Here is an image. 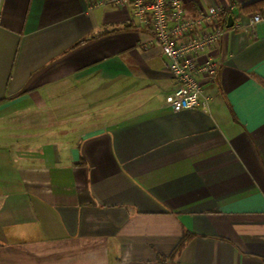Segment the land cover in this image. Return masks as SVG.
I'll return each instance as SVG.
<instances>
[{
  "label": "crops",
  "instance_id": "0c3cea01",
  "mask_svg": "<svg viewBox=\"0 0 264 264\" xmlns=\"http://www.w3.org/2000/svg\"><path fill=\"white\" fill-rule=\"evenodd\" d=\"M95 1L0 0V264H264L260 0H183L235 9L177 112L152 31Z\"/></svg>",
  "mask_w": 264,
  "mask_h": 264
},
{
  "label": "built area",
  "instance_id": "2783aa9c",
  "mask_svg": "<svg viewBox=\"0 0 264 264\" xmlns=\"http://www.w3.org/2000/svg\"><path fill=\"white\" fill-rule=\"evenodd\" d=\"M94 5L128 8L140 27L152 31L176 82L164 104L168 109L177 112L205 106L202 78L212 80L218 63L212 59L198 62L196 56L221 39L223 17L235 9L234 4L211 6L195 16L187 15L183 0H96ZM262 21L264 14L252 16V23Z\"/></svg>",
  "mask_w": 264,
  "mask_h": 264
},
{
  "label": "trees",
  "instance_id": "16d2710c",
  "mask_svg": "<svg viewBox=\"0 0 264 264\" xmlns=\"http://www.w3.org/2000/svg\"><path fill=\"white\" fill-rule=\"evenodd\" d=\"M245 12H247L248 14H255V13H262L264 14V0H260L257 1L249 6H246L243 8ZM134 28V29H144L141 28L138 25H132L129 26V28ZM3 100H1L0 102H2ZM192 234H186L182 237V239L180 240V242L178 243V245L173 249V251L170 253V255L167 257L169 260L173 261L176 259V257L178 256V254L182 251V249L185 247V245L188 243V241L191 239Z\"/></svg>",
  "mask_w": 264,
  "mask_h": 264
},
{
  "label": "rangeland",
  "instance_id": "374dc122",
  "mask_svg": "<svg viewBox=\"0 0 264 264\" xmlns=\"http://www.w3.org/2000/svg\"><path fill=\"white\" fill-rule=\"evenodd\" d=\"M61 92V91H60ZM62 100V99H60ZM112 104H110V102H103V110H104V113H107V112H110V110L112 109Z\"/></svg>",
  "mask_w": 264,
  "mask_h": 264
},
{
  "label": "water",
  "instance_id": "95a60500",
  "mask_svg": "<svg viewBox=\"0 0 264 264\" xmlns=\"http://www.w3.org/2000/svg\"><path fill=\"white\" fill-rule=\"evenodd\" d=\"M233 23H234V18H233L232 15H230V16L228 17V26H232Z\"/></svg>",
  "mask_w": 264,
  "mask_h": 264
}]
</instances>
